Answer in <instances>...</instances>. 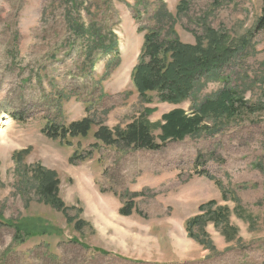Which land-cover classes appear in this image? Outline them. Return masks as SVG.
I'll return each mask as SVG.
<instances>
[{"label":"rangeland","instance_id":"obj_1","mask_svg":"<svg viewBox=\"0 0 264 264\" xmlns=\"http://www.w3.org/2000/svg\"><path fill=\"white\" fill-rule=\"evenodd\" d=\"M181 1L187 8L178 14ZM262 1L0 0V215L30 225L41 220L60 232L20 243L0 220V264H264V30L249 39L248 56L224 70L230 86L255 105L253 113L219 133L168 141L156 151L105 146L92 136L97 127L70 145L43 133L48 122L67 127L89 118L113 130L146 108L156 110L150 123L175 108L190 112L189 102L153 98L147 105L135 91L130 75L146 30L173 26L182 43L194 44L205 24L240 38L256 26ZM163 5L174 17L168 24L154 18ZM68 14L116 35L118 62L107 70L108 56L90 66ZM220 89L206 83L199 98ZM153 135L159 144L160 131ZM24 151L17 164L14 155ZM23 166L54 172L58 197L74 209L63 213L40 202L25 186L31 176ZM209 201L216 206L200 212ZM128 202L135 210L123 216ZM220 207L228 211L226 223L207 217ZM65 215L85 227L78 232ZM198 217L188 234L186 224ZM230 227L234 234L224 235Z\"/></svg>","mask_w":264,"mask_h":264},{"label":"trees","instance_id":"obj_2","mask_svg":"<svg viewBox=\"0 0 264 264\" xmlns=\"http://www.w3.org/2000/svg\"><path fill=\"white\" fill-rule=\"evenodd\" d=\"M70 2L73 6L75 0H70ZM186 8L184 1H181L177 6V13H182ZM154 15V18L157 21L160 20L158 21L160 23L168 24L174 20L164 5L158 7ZM67 20L71 25L70 33L76 41L80 42L81 48H84L85 59L90 66L100 58L108 56H111V59L106 66L107 70L114 62H118L119 49L116 35L110 32L105 35L92 25L84 26L71 18L69 14ZM263 30L264 0L262 1L261 15L253 31L240 38H234L225 31H215L202 24V35H195L194 44H184L180 41L173 26L167 29L164 27L148 29L143 36L138 63L132 68L130 75L135 91L140 100L147 105L152 103L153 98H156L159 103L172 106L189 102L190 112L175 108L163 114L161 122L150 123L147 121V117L156 110L146 108L125 128L115 127L110 130L94 123L89 118H84L81 121L70 123L67 127L48 122L43 133L50 139L70 145L71 139L87 138L92 128L97 127L92 136L105 146L148 151L159 150L168 141L180 142L186 137L219 133L228 127V122H237L243 115L253 113L255 105H250L245 101L243 93L239 89L230 86L231 79L224 74V70L234 62L248 56L246 51L249 39L253 37V33ZM117 65L118 63L114 67ZM210 82L220 83L221 89L211 96L199 98L201 89ZM215 120H220V122ZM157 130L160 131V135L156 137L159 144L153 135ZM25 152L14 155L17 164H20ZM23 172L26 176H31V183L26 181L25 186L32 185L31 187L35 189L40 202L63 213L74 209L66 208L58 197L59 181L54 172L45 171L39 166L33 168L23 166ZM208 178L214 181L224 196L225 190L221 184L211 177ZM232 199L237 208L242 209L241 201L235 197V194ZM213 206H216V202L209 201L201 205L198 210L209 212ZM133 210H135L134 203L128 202L127 207L122 208L120 213L123 216H130ZM227 215V209L220 207L218 212H213L207 217L210 216L209 219L214 223H226ZM65 218L68 224L75 222L74 228L78 232L85 227L83 221H76L75 218H69L67 215ZM198 218L200 219L194 218L189 224H186L185 230L188 234L191 225H198L200 220H203L201 217ZM0 220L2 224L14 230L15 240L20 243H23L26 238L52 237L60 234L41 220H36L33 225L24 224L20 220L4 221L1 215ZM232 233L234 234V229L230 227V230L223 234L232 235ZM189 236L193 235L190 233ZM94 251L107 255L100 250Z\"/></svg>","mask_w":264,"mask_h":264},{"label":"bare ground","instance_id":"obj_3","mask_svg":"<svg viewBox=\"0 0 264 264\" xmlns=\"http://www.w3.org/2000/svg\"><path fill=\"white\" fill-rule=\"evenodd\" d=\"M130 55V54H129Z\"/></svg>","mask_w":264,"mask_h":264}]
</instances>
